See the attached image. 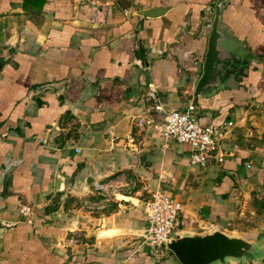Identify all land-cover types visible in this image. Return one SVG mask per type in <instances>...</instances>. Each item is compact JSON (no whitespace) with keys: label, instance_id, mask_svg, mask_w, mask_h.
I'll return each instance as SVG.
<instances>
[{"label":"crops","instance_id":"1","mask_svg":"<svg viewBox=\"0 0 264 264\" xmlns=\"http://www.w3.org/2000/svg\"><path fill=\"white\" fill-rule=\"evenodd\" d=\"M217 2L0 0V264H181L169 250L158 260L136 247L147 190L176 195L191 220L222 223L236 183L264 182V0L224 1L225 44L246 71L194 104L201 124L236 119L235 156L191 164L189 145L162 137L163 112L143 100L152 83L164 109L192 103ZM94 5L105 6L99 25ZM148 7L163 12L138 13ZM125 177L136 187L118 191L121 206L102 217L80 220L60 199L50 203L53 194H88L96 182ZM22 205L32 207V222ZM75 228L88 242L68 244ZM107 228L116 230L99 234Z\"/></svg>","mask_w":264,"mask_h":264},{"label":"built area","instance_id":"2","mask_svg":"<svg viewBox=\"0 0 264 264\" xmlns=\"http://www.w3.org/2000/svg\"><path fill=\"white\" fill-rule=\"evenodd\" d=\"M124 13L127 14L128 11L124 9ZM104 14V5L100 7L94 5L91 12L92 24L103 23ZM143 100L147 110L153 108L163 112V121L157 125V131L162 137L189 145L188 158L191 164L199 167L212 163L221 164L227 156H235L240 150V142L234 137L236 119L223 120L214 124H201L193 103H189L185 109H164L158 89L152 83H147L144 87ZM254 135L253 127H249L245 132L246 137ZM244 165L250 167V160H244ZM125 183L128 193L136 187L133 180ZM125 183L115 185L96 182L94 186L98 189L112 187L115 193L124 189ZM143 211L146 223L137 239L136 247L147 248L150 253H161L163 248L168 250L165 244L168 237L175 231L183 230L190 223V216L183 202L176 195L160 187L147 190ZM20 213L28 222H32L30 205H22Z\"/></svg>","mask_w":264,"mask_h":264},{"label":"water","instance_id":"3","mask_svg":"<svg viewBox=\"0 0 264 264\" xmlns=\"http://www.w3.org/2000/svg\"><path fill=\"white\" fill-rule=\"evenodd\" d=\"M225 0H218L211 22L203 71L198 78L192 103L199 98L224 87L230 79L242 76L246 71L240 54L225 44L229 40L222 24V9ZM163 7H148L138 10L146 16H157ZM241 69V71H239ZM61 176L56 177L55 187L61 189ZM167 248L181 264H226L230 260H243L264 254V248L256 240L230 233L222 229L221 223L198 232L187 230L173 232L165 242Z\"/></svg>","mask_w":264,"mask_h":264},{"label":"rangeland","instance_id":"4","mask_svg":"<svg viewBox=\"0 0 264 264\" xmlns=\"http://www.w3.org/2000/svg\"><path fill=\"white\" fill-rule=\"evenodd\" d=\"M129 179L133 180L134 178L125 177V180L128 181ZM133 181L136 183V180ZM125 188H127L126 183L124 189H121L120 191L127 194L128 190ZM184 196L185 195L182 196L183 199L186 198ZM121 197L120 193H113L112 187L98 189L93 186V191L88 194L67 192L63 194L62 197L57 193L53 194L50 197V203L54 205V203L60 199L67 209H71L72 215H78L80 220H84V218L89 217L88 215L102 217L106 212L120 207L121 205L117 204L116 199H121ZM232 197L233 201L229 206L230 217H227V219L222 221V229L243 236H248L250 231H257L253 232L254 234L257 233L254 240L264 248V182H258L257 179L254 178L251 184L247 183L242 186L236 183L232 189ZM188 213L191 216L190 212ZM216 223L190 219V223L187 227L183 228V230H188L190 232L203 231L204 229L212 227ZM113 230L116 229H100L99 234L109 235L113 233ZM84 232L85 231L81 228H75L68 232L66 236L68 244L80 245L88 242V236ZM169 251L173 253L171 250ZM169 251L167 252V249L163 248V252L154 253V255L158 260H162L168 257L166 252L169 253ZM226 264H264V254L243 260L232 259Z\"/></svg>","mask_w":264,"mask_h":264},{"label":"trees","instance_id":"5","mask_svg":"<svg viewBox=\"0 0 264 264\" xmlns=\"http://www.w3.org/2000/svg\"><path fill=\"white\" fill-rule=\"evenodd\" d=\"M255 236H257L256 234H254Z\"/></svg>","mask_w":264,"mask_h":264}]
</instances>
